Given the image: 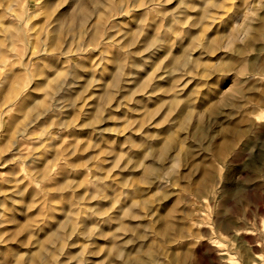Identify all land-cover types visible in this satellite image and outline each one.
I'll return each instance as SVG.
<instances>
[{
    "label": "rangeland",
    "instance_id": "rangeland-1",
    "mask_svg": "<svg viewBox=\"0 0 264 264\" xmlns=\"http://www.w3.org/2000/svg\"><path fill=\"white\" fill-rule=\"evenodd\" d=\"M96 1L85 35L70 42L78 10ZM200 1L51 0L64 12L67 60L35 78L41 84L5 115L12 130L0 135V186L12 180L29 203L33 255L49 232L72 226L53 264H264V0H214L205 19ZM43 2L0 0L3 47L17 26L39 45ZM98 17L108 21L99 30ZM145 38L163 43L157 51ZM184 49L190 62L173 68ZM119 59L129 88L116 106L105 94ZM18 60L0 69V102L22 79ZM72 78L68 99L40 115L35 102L47 106L53 86ZM17 232L10 247L22 242Z\"/></svg>",
    "mask_w": 264,
    "mask_h": 264
},
{
    "label": "bare ground",
    "instance_id": "bare-ground-1",
    "mask_svg": "<svg viewBox=\"0 0 264 264\" xmlns=\"http://www.w3.org/2000/svg\"><path fill=\"white\" fill-rule=\"evenodd\" d=\"M43 3H44L43 7L46 8L45 11L48 13L46 14L47 16L45 17V21L42 24L44 25V27L50 26V29L46 31L45 34H43L44 27L41 28V30L35 31V34L38 36L39 45L36 46L35 45L36 42L34 43L31 41L32 42L31 43L29 40V37L27 39V36L25 34L22 35V33H20L18 26L16 29H14V33H10L8 31L9 36L6 37V40L9 41L8 45L3 47V45L0 43V69L6 67L8 58L19 57V60L16 63V65H19L21 67V71L19 70L20 72L18 74H23V76H21L22 79H20V81H17L18 75H15V73L17 72V70H15L16 72L12 74L15 76L13 77V81L9 89V93H7L5 98L2 99L3 103L0 102V135L4 133V131L8 133L9 131L12 130L11 124H9V121L7 120V122H4L5 115L7 113L9 114L10 111H13V113L15 111L19 112V108L23 106L24 102L26 101L25 99L28 97L29 94H31L30 91L32 87L34 88L38 83L41 84L40 82L35 80V78L37 76L44 75L45 71L51 70L53 67H55L54 65H56L57 67L58 64H63L66 62L65 60H67L65 59V56H64L67 53V51L62 50L63 48L61 49L59 46V43H60L59 34L61 33V30H62L64 12L62 11L55 12L54 10H51L52 9L51 0H44ZM198 5H199V18L205 19L208 17V10L214 7L216 3L214 0H201ZM11 7H12L11 4H9V6L6 7L3 13L7 14L6 12L7 9H10ZM98 7H99V1H96L95 3H93V5L90 8L84 7L78 10L80 11L79 12L80 14L74 17V20H76L75 28L73 29L71 27H68L66 29L67 33L75 32V35H71L69 37L68 40L70 42H72L78 37H82L83 35H85L84 33L86 32H85L84 27L89 24L92 15H94V12H97ZM148 7L146 9H148ZM22 12L23 14H25V18L28 22L32 14L27 13L25 11V8L22 9ZM14 15H17V14H14ZM105 18L106 17H104V19H101L98 17L96 19V22H94L95 24L93 25L97 30H99L98 28H100L99 26H101L103 22L108 25V21H105ZM21 20H23V18H21ZM1 24L2 22L0 20V25ZM7 25L8 27H10V22H8ZM26 31H30V29H27ZM102 35L106 36L105 32L102 33ZM94 38L96 39V37H90L89 41L91 40L92 42ZM189 40L192 42L193 41L196 42L197 38L190 37ZM16 42H19L22 46V50L20 52L16 51L15 49ZM162 43H163V40L161 39L145 38V46H149L150 48L152 47V49L157 48V51ZM22 56H25L26 58L25 63L24 61H21ZM189 57L190 56L189 54L186 53V50L185 52H181L180 57L171 56L172 67L181 68L182 66H185L187 63L190 62ZM35 62H38V63H35ZM116 62H117V68L114 70L115 80L112 83L110 91H108L105 94V96L106 98H108V101L110 102L115 101L113 105L115 104L116 106H119L120 100H123L128 96L127 89L129 88V85H128V81L127 83H125L119 78L121 71H122L121 70V65H122L121 60L120 59L116 60ZM47 63H50L48 65H51V66H47L46 65ZM13 64L14 63H12V65ZM32 67L33 69H35V67L39 68V71L36 69V71L38 72L33 73ZM58 68L60 70L61 67L58 66ZM55 70H57V68ZM4 75L6 76L7 73ZM4 75H3L4 78L0 76V87H2L1 84L3 83V81L7 79L5 78ZM44 83H46L45 80H44ZM76 84H77V81L74 78H72L70 82L63 80V81H60L57 85L53 86L52 98H51L50 103L47 106H44L43 108H41V104L35 102V106L39 108V114L45 115L49 112H53L57 107L56 102H58V100L60 99L64 100L66 98L65 93L70 91L72 86ZM43 86L45 87V84ZM114 91L116 92V95H114L115 93ZM67 99L68 98H66V100ZM17 100H19V102L15 104ZM73 104H74V101H70V105H73ZM106 107L108 108L107 109L105 108V109L108 110L110 108L109 104ZM100 110H101V106L97 108V111H100ZM87 111H89V108L85 110V112ZM80 120L82 121L81 122L82 126H86L85 124L86 119L80 118ZM22 128L20 130L22 133V136H24L25 134H28V130L24 129L25 126L23 129ZM97 135L99 134L97 133ZM6 143L7 142H5V144H2L0 146V153L3 151H6V146H7ZM18 145H19V141H18ZM12 183H13L12 180L8 179L5 181V184L9 185L8 187L4 188L2 186L3 187L2 188L0 186V264H53L54 262L53 258L56 256V254L62 253L65 251L67 242L69 241L71 237V232L74 227L71 226L69 229L67 230L65 229L62 232H59L56 230L49 232L48 236L44 240V245L42 247H39L38 245V249H37L38 253L37 255L36 254L33 255L29 247L32 248L35 242L30 241L33 234H32L31 228H29L30 227V223H28L29 219L27 215H25V212L29 209L30 206L28 202H23L21 198L20 189L14 185L12 186L11 185ZM66 212L67 214H69L68 219H70L71 218L70 215L73 214V211L68 209ZM20 218H22L23 220L20 221L19 220ZM16 224H18L19 226ZM42 225H43V222H42ZM61 226L62 224L60 223L59 228ZM17 228H18L17 233H20L23 235V237H21L22 242L19 243L15 241L10 247L8 244L11 241H13L12 240L13 233L17 231ZM40 230H43V228H40ZM50 241L55 242V245L53 246L54 249L52 250H50ZM21 247L24 248L23 251L18 250ZM40 255L42 256L40 257Z\"/></svg>",
    "mask_w": 264,
    "mask_h": 264
}]
</instances>
